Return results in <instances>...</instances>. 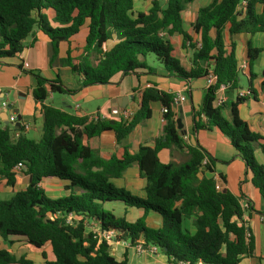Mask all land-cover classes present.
<instances>
[{
    "label": "trees",
    "instance_id": "16d2710c",
    "mask_svg": "<svg viewBox=\"0 0 264 264\" xmlns=\"http://www.w3.org/2000/svg\"><path fill=\"white\" fill-rule=\"evenodd\" d=\"M194 1L151 0L147 10L137 11L136 0H0V61L20 54L25 39L39 29L50 39L53 64L59 57L60 44L70 41L88 23L81 55L68 54L62 59L83 76L82 87L114 84L123 74H157V66L169 76L186 81L206 77L212 71L216 78L206 89L201 109L194 113L195 128L218 129L229 140L264 199V164L255 154V143L264 137L250 128L237 109V103L247 97L238 95L231 120L223 114L224 104L217 103L222 86L243 88V75L248 78L247 95L254 92L257 74L251 69L246 73L239 70L236 44L232 41L227 46L224 30L229 24L231 35L264 31V0H212L198 9L190 31L183 13ZM176 34L182 37V48L192 50L190 68L177 54L172 41ZM114 39L115 44L105 49L104 45ZM263 51L249 42L250 68ZM30 72L36 80V102L43 103L50 93L76 91L65 87L59 77L51 80L39 70ZM153 103L166 110L163 128L153 145H141L136 153L124 149L108 158L90 146L88 141L104 132H114L118 142L131 135L152 117ZM174 107V94L148 81L141 90L139 108L128 117L79 116L43 104L40 140L28 137L22 126L0 121V177L14 186L19 162L23 163L22 171L32 177L25 189L10 198H0L3 239L22 237L37 249L49 244L53 257L49 259L43 252L45 264H128L127 257L118 260L112 244L101 237L109 230L115 232L118 241L157 246L175 264H239L243 257L255 255V240L243 218L246 209L238 196L217 189L216 180L204 174L214 172L216 158L199 142L188 143L185 133L178 129ZM16 131H20L18 136L14 135ZM261 146L264 148V144ZM173 148L185 151L189 159L163 162L159 153ZM133 164L145 180V197L113 181ZM44 178L69 181V194L48 196L41 187ZM116 201L143 209L144 215L133 222L117 216L106 208L107 203ZM150 212L162 217L160 226L147 224ZM184 217H194L195 233L183 228ZM0 264L36 263L26 255L17 257L0 248Z\"/></svg>",
    "mask_w": 264,
    "mask_h": 264
},
{
    "label": "crops",
    "instance_id": "0c3cea01",
    "mask_svg": "<svg viewBox=\"0 0 264 264\" xmlns=\"http://www.w3.org/2000/svg\"><path fill=\"white\" fill-rule=\"evenodd\" d=\"M211 1L195 0L187 6L183 13L187 30H192V23L198 9L201 6L209 4ZM191 8L193 10L192 13ZM87 25L88 23L70 41L60 44L59 57L53 64L50 62V39L39 29H35L25 39L26 46L20 54L0 61L1 123L3 125H11L12 127L27 123L29 124V128L24 131L26 135L35 140H40L43 135L44 125L43 104H51L79 116L97 117L100 115L105 118L119 119L132 115L139 108L141 90L148 85V81L157 83L159 88L173 93L174 96L179 93L183 94L186 99L174 107V112L176 113L175 120L177 121L179 117L181 118L180 131L185 133L184 138L188 143L196 144L199 142L216 158L214 172L204 171V174L207 177H213L217 184L220 185L221 190H229L238 196L243 208L247 205L243 218L255 240V255L243 257L239 264H264V199L253 186L252 173L246 168L244 161L237 155L229 140L218 129L206 131L196 130L195 128L194 113L202 107L205 92L209 86L207 78L202 77L186 81L178 76H169L162 67L157 66V74H141V77L136 73L123 74L115 79L114 84H98L82 87L83 76L78 72H74L70 66L63 64L62 59L66 58L68 54L72 57L81 55L88 34ZM229 26L228 24L224 30V39L227 46L232 41L235 42L238 64L248 62L249 42H251L253 47L264 49V31L253 35L244 32L231 35ZM172 41L177 52L180 51L181 55H183L178 54L182 62L187 68H190V49L182 48V37L179 34L174 35ZM115 42V39L108 41L104 45L105 49L111 48ZM263 55L264 51L256 60H259ZM255 61L251 68L248 66L247 70L248 72L251 69L257 74L253 80V94L244 96L247 99L243 100L242 103H237L239 93L249 91V89L232 90L222 86L218 91L217 103L224 104L223 114L228 120L232 119L233 103H237L239 116L248 122L252 130L264 137V87L262 86V82H264V61L260 62V65H257V70H254ZM261 69L263 73H261ZM31 70H39L44 77L51 80L59 77L65 87L76 89L75 92L64 93L71 95L74 103L70 104L63 97L64 94L60 93L58 94L62 97L59 99L56 98V93H50L43 103L36 102L33 96L36 80L33 74H31ZM124 97L128 98L127 101L123 99ZM119 98H121V101H119ZM4 102L7 103V106H4ZM125 102L127 104L123 108ZM9 105L11 108H8ZM15 109H18V113L15 112ZM152 109V117L144 124L138 125L131 135L120 142L117 141L114 132L108 131L100 136L91 138L88 141L90 146L99 149L103 157L108 158L112 154L122 153L124 149H128L131 153H136L141 145H153L164 123L162 105L153 103ZM13 113L21 117L20 121L16 124L10 121V116ZM261 144H264V138L255 143V154L258 162L264 164V148ZM159 156L163 162L183 163L189 159V155L185 151L177 148L163 149L159 153ZM30 178V175L21 170L17 172L16 184L9 186L7 185V180L0 177V193L2 190H5L11 193L12 196L15 192L25 189L30 182ZM113 181L116 186L124 187L135 195L146 196L144 190L145 180L140 176L137 164H133L124 172L122 177ZM69 184V181L59 178H44L41 182V187L44 189L47 186L50 197L58 198L69 194V190L66 189ZM117 206H120L121 212L116 215L125 216L128 221L133 222L144 215V210L140 208L114 204L110 207L109 203L106 204V208L113 210L114 213H116ZM146 221L149 226L158 227L162 223V217L150 212L147 215ZM182 225L191 234L195 233L194 217H184ZM21 238L14 236L6 240L0 235V248L8 249L17 257L21 255L29 257L26 253L17 255L16 251L12 249L11 243L18 247V240ZM22 239L25 240L24 238ZM125 242L130 244L127 240L118 241L116 238L112 243V253L118 260H123L127 257L128 264H175L162 252L139 253L134 245H125ZM47 255L49 259L53 257L52 248L51 253Z\"/></svg>",
    "mask_w": 264,
    "mask_h": 264
},
{
    "label": "rangeland",
    "instance_id": "374dc122",
    "mask_svg": "<svg viewBox=\"0 0 264 264\" xmlns=\"http://www.w3.org/2000/svg\"><path fill=\"white\" fill-rule=\"evenodd\" d=\"M163 1V0H162ZM150 2L151 0H137L136 2V9L137 10H146L148 8V6L150 5ZM192 7V5H191ZM192 8H191V13H192ZM196 18V17H195ZM195 20V19H194ZM193 34L195 35V37L197 36L194 32ZM191 52V57H192V50H190ZM177 54L181 55V52L178 51ZM183 56V55H181ZM264 61V55L259 59V60H256L255 61V64H254V70H257V65H260V62ZM261 73H263V70L261 69ZM248 78L246 77V75H243L242 76V87L244 89H247L248 88ZM62 96L58 93H56V98L59 99L61 98ZM63 97L70 103V104H73V99H72V96L69 95V94H64ZM45 190V193L50 196L48 194V187L45 186L44 188ZM11 196V193H9L8 191H5V190H2V192L0 193V198H10ZM114 204V205H124L123 202L121 201H116V202H110L109 203V206L111 207V205ZM125 206V205H124ZM121 211H120V206H117L116 208V213L115 214H119ZM12 245V249L16 251V254L17 255H20L21 253H26L29 257L33 258L35 261H36V264H45V261H44V258H43V252L46 253V254H50L51 253V248H50V245L47 244L45 247H43L42 249H37V248H34L32 245L28 244L25 240H23L22 238L18 240V247L15 246V244L11 243Z\"/></svg>",
    "mask_w": 264,
    "mask_h": 264
},
{
    "label": "built area",
    "instance_id": "2783aa9c",
    "mask_svg": "<svg viewBox=\"0 0 264 264\" xmlns=\"http://www.w3.org/2000/svg\"><path fill=\"white\" fill-rule=\"evenodd\" d=\"M238 67H239V70L243 73H246L247 70H248V63L247 62H243L241 64H238ZM207 78V82L208 84L210 85L211 83H213L215 81V75L212 71L209 72V74L206 76ZM250 91H243V92H240L239 93V96L240 97H244L246 96ZM186 99V97L179 93L177 95L174 96V102H175V105H179L180 103H182L184 100ZM4 106H7V103L4 102L3 103ZM163 111H166L165 109H163ZM10 121L13 123V124H16L18 122V115L13 113L11 116H10ZM20 126L23 127L24 131L26 129L29 128V124L27 123H23L21 124ZM20 134V131H16L15 132V136H18ZM22 167H23V163L22 162H19L16 166H15V171L19 172L22 170ZM217 189H221L220 188V185L217 184L216 185ZM247 207V205L245 206V208ZM101 237H104L106 238L111 244L114 242V239H115V232L112 231V230H109V231H105L103 233H101ZM125 245H130L128 242H125L124 243ZM137 249V251L139 253H144V252H148V253H156V252H159V249L157 246H149V247H145L143 245L142 242H139L138 244L134 245ZM197 264H204L202 262H198Z\"/></svg>",
    "mask_w": 264,
    "mask_h": 264
},
{
    "label": "water",
    "instance_id": "95a60500",
    "mask_svg": "<svg viewBox=\"0 0 264 264\" xmlns=\"http://www.w3.org/2000/svg\"><path fill=\"white\" fill-rule=\"evenodd\" d=\"M123 99H124L125 101H127L128 98H127V97H124ZM119 101H121V98H119ZM126 104H127V102H125V103L123 104V108L126 107ZM8 108H11V106L9 105ZM15 112L18 113V109H15ZM20 119H21V117L18 116V122L20 121ZM180 120H181V118L179 117V118L177 119L178 129H179V130L181 129ZM180 133H182V132H180ZM31 180H32V177L30 178V181H31Z\"/></svg>",
    "mask_w": 264,
    "mask_h": 264
}]
</instances>
